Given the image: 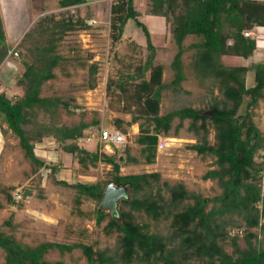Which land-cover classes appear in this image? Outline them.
<instances>
[{"label": "trees", "instance_id": "16d2710c", "mask_svg": "<svg viewBox=\"0 0 264 264\" xmlns=\"http://www.w3.org/2000/svg\"><path fill=\"white\" fill-rule=\"evenodd\" d=\"M29 1L39 17L13 48L7 45L0 15V70L2 64L11 59L18 61L21 70L13 85L18 93L8 96L4 90L0 91V133L6 132L1 126L5 124L16 137L24 158L34 167V173L46 169V179L73 189L78 213L82 201H94L97 204L93 211L95 223L99 225L107 218L105 234L115 231L119 236L117 249L113 255H108L81 241L42 242L30 246L0 231L4 264H64L49 261L45 255L52 250L63 254L75 249L81 251L87 264H114L117 260L121 264H264V183L261 186L264 133L252 121V110L259 101L264 103V58L248 62L254 57L258 38L244 36L248 31L264 33V2L148 0L146 14L163 22L176 45L169 64L173 77L167 84L162 83L164 66L154 64L155 47L148 29L138 20L134 0L110 2L108 28L112 44L120 40L125 25L132 21L142 31L148 51L142 64L129 74H120L113 82L114 90L120 94H126L128 87L133 89L131 98L136 109L126 123L115 119L114 128L125 134L131 125L142 120L136 138L141 146L140 155L131 157L128 150L108 155L80 147L78 141L89 136L85 131L98 122L80 120L70 126L61 124L60 109L72 115L78 107L71 103L72 99L41 96L42 85L54 79V69L63 62L57 54L59 44L67 35L89 29L87 23L93 15L90 12L83 16L78 14V7L85 1L58 0L59 11L49 14H45V0ZM71 8H75V14L69 11ZM187 37L195 41L184 47ZM186 51L191 52L187 67L197 81L209 79L219 92L220 96L209 103V117L204 111L190 107L159 115L162 91L169 88L174 93L181 91L185 79L181 58ZM223 57H236L248 63L227 66L222 62ZM96 73L97 64H90V89L95 88ZM241 107L243 110L239 112ZM174 118L179 120L177 128L188 119L189 129L200 141L188 146L189 149L215 158V168L207 171L202 179L215 182L219 195L208 199L186 190L181 183L160 184L157 173L119 175L123 165L138 164L140 159L146 164L154 162L158 136L167 134ZM209 126L214 140L211 145L207 140ZM47 138L83 169L95 167L99 162L109 166L106 180L69 183L57 179L59 164L47 165L35 153V145ZM40 181L41 176L36 175V188ZM109 183L127 188V195L114 214L104 213L98 207ZM30 194V189H23L20 196ZM6 201L13 204L9 194ZM142 214L145 220L154 222L152 227L142 220ZM237 219L244 224L243 246L238 244L237 236L228 237L227 233L228 229L241 226ZM5 224L10 225L9 220ZM226 239L231 247L229 253L223 249Z\"/></svg>", "mask_w": 264, "mask_h": 264}, {"label": "rangeland", "instance_id": "374dc122", "mask_svg": "<svg viewBox=\"0 0 264 264\" xmlns=\"http://www.w3.org/2000/svg\"><path fill=\"white\" fill-rule=\"evenodd\" d=\"M57 1L45 0V14L59 11ZM84 1L85 4L78 7V14L83 16L90 12L93 16L89 21H94V23L87 30L67 35L59 44L57 54L63 58V62L54 69V79L42 85L41 96H59L63 100L72 99L71 103L78 107L72 115L60 109L61 124L70 126L80 120L85 123L98 122L97 126H91L85 131V134L89 136L78 141L80 147L90 152L97 150L108 155L114 151L123 154V151L128 150L131 157H138L141 146L137 144L136 138L139 133L138 124L142 120L127 129L121 144L109 146L102 143L98 137L101 128L115 129L113 125L115 119L126 123L136 111L134 100L131 98L133 89L128 87L126 94H120L114 90L113 82L120 74L131 73L145 60L148 54L145 37L135 23L129 21L123 29L120 40L112 44L108 28L109 5L112 0ZM133 4L138 13V20L148 29L151 43L155 47L154 64L164 66L162 83L167 84L173 77L169 64L176 52V45L163 22L146 14L148 0H134ZM74 9L71 8L69 11L75 14ZM0 15L6 42L10 48L16 45L26 29L39 17L29 0H0ZM194 41L193 37H187L183 45L186 47ZM257 47L254 57L248 59V62L264 58V47ZM190 54V51H186L181 58L185 66V79L181 83V91L174 93L170 88L162 91L159 115L190 107L204 111L205 116H210L209 103L212 98L216 99L220 95L211 80H203L200 83L193 76L192 71L187 67ZM222 62L227 66L248 63L236 57H223ZM92 63L97 64L94 89H90L88 85V67ZM20 71L18 61L15 59L7 60L2 64L0 91L4 90L8 96L18 93L13 85ZM242 110L243 107L239 112ZM252 121L257 129L264 133V103L262 101H259L252 110ZM178 124L179 120L174 118L167 134L158 136L153 163L146 164L140 159L138 164L123 165L119 170V175L157 173L160 184L167 182L173 186L181 183L186 190L208 199L219 195L220 189L215 182L202 179L207 171L215 168V158L210 154H198L189 149L188 146L200 143V141L189 129L188 119L183 120L177 128ZM1 126L6 132L1 135L3 144L0 150V231L12 234L16 240L30 246L42 242L69 244L81 241L91 245L95 251L113 255L117 249L116 242L119 235L115 231L105 234L103 228L107 223V218L99 225L95 223L93 211L97 204L91 200H84L78 208L80 213L76 212L73 199L74 190L56 185L46 179V169H40L34 173V167L24 158L16 137L6 129L5 124ZM207 140L210 145L214 142L210 126ZM35 153L47 165L59 164L60 172L56 178L69 183L104 181L107 178L106 172L110 171V167L101 162L95 167L83 169L69 155L63 153L50 138L36 144ZM36 175L41 176L38 188L34 186ZM23 189H30V196H20ZM7 194L12 197L13 204L7 203ZM122 199L116 203L117 210ZM104 213L108 212L104 211ZM145 219L142 214L143 221L150 227L154 225L153 221ZM8 220L10 225L5 224ZM237 220L241 226L236 229H243V222ZM229 231L230 229L227 230L228 237H233ZM242 236L243 234L238 236L240 246H243ZM228 241L229 239H226L222 244L223 249L229 253L231 247ZM4 255L0 249V264H4ZM45 258L49 261H62L64 264H87L79 249L63 254L52 250L45 255ZM114 264L121 263L117 260Z\"/></svg>", "mask_w": 264, "mask_h": 264}, {"label": "built area", "instance_id": "2783aa9c", "mask_svg": "<svg viewBox=\"0 0 264 264\" xmlns=\"http://www.w3.org/2000/svg\"><path fill=\"white\" fill-rule=\"evenodd\" d=\"M94 21H88V25L93 24ZM244 36H256L258 39L257 41H259V39L264 38V34L260 33V32H256V31H248L244 33ZM262 41H264V39H261ZM98 139L101 142H106V143H111L113 145L115 144H121L124 141V134L120 133L118 130L116 129H109V130H105V129H100L99 131V137ZM264 183V158L262 159V165H261V186ZM229 234L231 236H241L243 234V229H230Z\"/></svg>", "mask_w": 264, "mask_h": 264}, {"label": "water", "instance_id": "95a60500", "mask_svg": "<svg viewBox=\"0 0 264 264\" xmlns=\"http://www.w3.org/2000/svg\"><path fill=\"white\" fill-rule=\"evenodd\" d=\"M211 115V112H209ZM127 195L126 187H116L113 184H108L103 191L102 198L99 204L102 212L106 211L110 214H114L116 209V203L119 199L124 198Z\"/></svg>", "mask_w": 264, "mask_h": 264}, {"label": "crops", "instance_id": "0c3cea01", "mask_svg": "<svg viewBox=\"0 0 264 264\" xmlns=\"http://www.w3.org/2000/svg\"><path fill=\"white\" fill-rule=\"evenodd\" d=\"M254 1L264 2V0H254ZM258 32L263 33L262 30H259ZM263 34H264V33H263ZM263 42H264V41L259 40V41H258V47H257V48H259V47H264ZM2 144H3V142H2V136H1V133H0V150L2 149Z\"/></svg>", "mask_w": 264, "mask_h": 264}]
</instances>
